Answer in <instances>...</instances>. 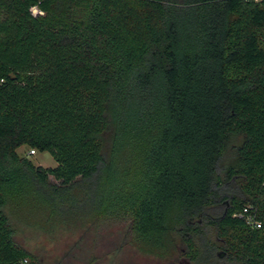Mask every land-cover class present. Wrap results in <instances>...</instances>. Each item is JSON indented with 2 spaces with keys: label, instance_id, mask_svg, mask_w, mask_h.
Masks as SVG:
<instances>
[{
  "label": "trees",
  "instance_id": "16d2710c",
  "mask_svg": "<svg viewBox=\"0 0 264 264\" xmlns=\"http://www.w3.org/2000/svg\"><path fill=\"white\" fill-rule=\"evenodd\" d=\"M1 78L0 264L35 263L6 207L112 215L164 260L264 264V0H0Z\"/></svg>",
  "mask_w": 264,
  "mask_h": 264
},
{
  "label": "rangeland",
  "instance_id": "374dc122",
  "mask_svg": "<svg viewBox=\"0 0 264 264\" xmlns=\"http://www.w3.org/2000/svg\"><path fill=\"white\" fill-rule=\"evenodd\" d=\"M29 150L28 146H21L17 152L35 166L47 168L56 165L49 152L35 149V154H29ZM50 180L54 181L53 178ZM97 189L98 192L103 191L104 186L98 184ZM86 190L87 186L77 192L84 194ZM83 210L90 211L92 216L84 212L73 218L65 216L62 220V214L61 217H49L44 208L40 211L30 208L27 212L5 208L14 230V240L35 256L34 264H191L183 256L164 260L156 253L138 247L140 245L131 242L125 221H117L111 215L98 222L94 216L95 210L84 207L80 211ZM84 219H89L91 226L79 227Z\"/></svg>",
  "mask_w": 264,
  "mask_h": 264
},
{
  "label": "built area",
  "instance_id": "2783aa9c",
  "mask_svg": "<svg viewBox=\"0 0 264 264\" xmlns=\"http://www.w3.org/2000/svg\"><path fill=\"white\" fill-rule=\"evenodd\" d=\"M31 11H32L33 14L41 13V12L39 11V9H37L36 7H33V8L31 9ZM2 82H3V79L1 78V79H0V84H1ZM28 152H29V154H34V153H35V150L30 149ZM246 212H247V211H246V208H243V209H242V212L239 213V215H241L242 213H246ZM246 219H247L248 223L251 224L252 226H254V227H259V226H260V224H259L257 221L253 220L251 217H248V216H247ZM26 263H27V259H26V258H23V259H21V260L19 261V264H26Z\"/></svg>",
  "mask_w": 264,
  "mask_h": 264
},
{
  "label": "crops",
  "instance_id": "0c3cea01",
  "mask_svg": "<svg viewBox=\"0 0 264 264\" xmlns=\"http://www.w3.org/2000/svg\"><path fill=\"white\" fill-rule=\"evenodd\" d=\"M34 154H35V153H34ZM53 167H54V166H53ZM50 178H53V177H52V176H49V181H50V182H52V183H57V181H55L54 179H53L54 181H51ZM91 220H92V219H91ZM91 220H90V221H91ZM88 221H89V219H87V220L84 219V220L79 224V227H87V225H90V226H91V223H88ZM86 223H87V224H86Z\"/></svg>",
  "mask_w": 264,
  "mask_h": 264
}]
</instances>
